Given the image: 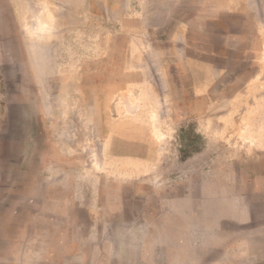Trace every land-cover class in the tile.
Segmentation results:
<instances>
[{
    "label": "rangeland",
    "instance_id": "1",
    "mask_svg": "<svg viewBox=\"0 0 264 264\" xmlns=\"http://www.w3.org/2000/svg\"><path fill=\"white\" fill-rule=\"evenodd\" d=\"M0 264H264V0H0Z\"/></svg>",
    "mask_w": 264,
    "mask_h": 264
}]
</instances>
